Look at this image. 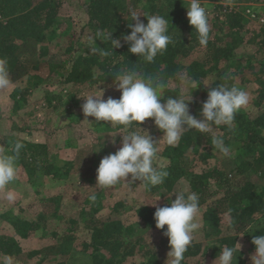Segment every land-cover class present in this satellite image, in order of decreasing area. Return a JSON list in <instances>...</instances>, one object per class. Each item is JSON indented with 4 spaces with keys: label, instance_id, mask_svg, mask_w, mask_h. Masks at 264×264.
I'll return each instance as SVG.
<instances>
[{
    "label": "trees",
    "instance_id": "16d2710c",
    "mask_svg": "<svg viewBox=\"0 0 264 264\" xmlns=\"http://www.w3.org/2000/svg\"><path fill=\"white\" fill-rule=\"evenodd\" d=\"M63 1L0 0V57L8 58L13 83L28 76L36 68L39 61L47 57L49 62L58 64V67L52 69L53 71L63 70L64 73L60 80L62 84H70L73 89L75 88L80 92L100 84H111L115 78L114 72L123 66L131 67L132 65L129 64L136 63L138 71L143 75L159 77L165 83L166 86L161 93L162 103L169 97L176 98L190 94L194 98L189 103L190 113L197 116L198 119H202L199 116L200 108L211 87L220 84H226L229 87L237 86L234 76L251 70L254 62L259 66L256 74L259 77L257 82L259 88L254 103L255 114L241 109L236 114L231 128L220 126L214 128L210 133L202 134L194 131L186 132L177 146L165 145L159 152L161 157L169 160L166 167L169 176L160 187L169 192L186 175L194 192L199 196L200 207L205 206V211L202 214L205 225L210 228L219 226L220 216L226 215L227 211L231 209V215L235 222L232 231L237 235L243 234L249 240L250 248L254 250L251 243L253 235L264 234V109H261V104L264 101V58H258L262 50L264 54V28L260 29L256 36L254 35L253 38L247 40L246 44H256L259 52L247 56L245 61L244 57H237L236 50L243 45L244 35H249L252 32L248 28L249 21L244 15L246 9L242 13L228 9L223 12V0H201L217 7L215 19L219 21V25L227 28L229 35L227 38L218 36L209 39L207 46L203 47L202 56L185 64L182 60H189L193 52L202 46L199 45L195 30L184 18L183 3L170 0L165 7L162 6V9L153 10L152 14H161L162 12L165 15L164 18L171 23L183 21L182 26L189 32L190 39L186 40L177 34L172 35L169 31L173 37V43L168 46L163 55H158L153 63H144L136 55L129 53L128 45L113 49V54L105 58L89 54L88 48L84 44L81 47L82 51L72 58L70 66L63 67L64 62L60 59L72 53L74 48L69 46L64 51L59 49V52L51 53L44 46L46 41H52L57 37L54 35L53 29L58 26L56 18ZM78 1L82 3L86 15V25L81 32L85 37L110 30H112L114 38L121 36V34L130 33V29L125 26L121 16V12L124 10V0ZM141 1L144 3L148 0ZM96 44L100 48L106 47L99 40L96 41ZM220 64H223L222 68ZM231 68L237 69L233 74H228L227 71ZM219 70L222 71L218 74ZM208 77H212L213 81L209 86H205ZM240 81L242 83L247 82H244V79ZM186 85L188 86L187 90L182 93L181 87ZM195 87L197 88L194 89ZM17 93L19 91L12 94L14 100H16ZM97 125V127L103 128L101 132L120 130L118 127L111 126L110 122L103 121ZM141 126L142 124L139 125V127ZM213 135L223 136L224 142L228 146L238 145L236 149L237 159L232 170L234 176L218 170L217 166L208 169V171L202 170L198 174L187 173L189 157L192 162L207 164V161L213 157V153H219L211 145ZM23 144L24 148L21 151L19 163L26 171L29 170L32 177L35 172L40 171L38 177L43 176L58 180L62 176L68 178L73 171L74 166L70 162L64 168L55 167L50 161H47V158L44 164L36 163L38 156L47 153L45 148L29 143ZM30 179L27 180V183L36 182ZM213 186L220 192L215 195L210 194ZM93 203L94 201L86 200L81 204L80 213L66 221L72 227L61 232L48 231L43 217L39 218L40 224L21 218L7 219L10 220L8 221L10 232L0 234V257L3 259L7 256L14 258L22 253L16 238L12 234H15L19 239L28 240L41 229L42 235L44 236L43 233L46 232L49 233L47 236L54 240V243L29 251L26 253V258L28 260L37 258L34 264H44L51 260H56L57 264H66L65 259L76 258L77 252L74 244L77 240V234L75 231L78 223L82 222L84 229L90 231V242L82 243L81 256L88 254L91 264L127 263V260L138 251H136L137 243L127 239L129 228L125 226L122 220L96 221L98 209L96 207L98 205L93 207ZM127 205L125 201H118L112 205L111 210L114 212L127 207ZM141 210H145V214L140 218L139 225L164 231V229L155 227L153 218L155 207H143ZM54 217H58V213L54 214ZM232 240L234 238L221 240L220 247L223 245L233 246ZM202 247L201 243L193 241L185 253L182 264H199L198 262L194 263V261H198L199 258L205 257L207 254V251L202 250ZM220 247H214L215 251H219ZM145 254L146 260L139 264H161L159 256L156 254L148 250Z\"/></svg>",
    "mask_w": 264,
    "mask_h": 264
},
{
    "label": "rangeland",
    "instance_id": "374dc122",
    "mask_svg": "<svg viewBox=\"0 0 264 264\" xmlns=\"http://www.w3.org/2000/svg\"><path fill=\"white\" fill-rule=\"evenodd\" d=\"M168 1L170 0H148L142 3L143 1L141 0H124V10L121 12L122 20L127 26L132 23V21L127 20L130 10H134L139 14H152L153 10L162 9V6L165 7ZM176 1L183 3L184 18L187 19L186 7L190 0ZM223 4L233 5L235 10L241 13L246 8H250L257 16L258 21L264 20V0H233L230 2L223 0ZM204 7L206 8L210 25L209 39H214L218 36L227 38L229 35L227 28L219 25V21L215 19L217 7L209 2H205ZM160 15L165 17L162 12ZM140 19L145 24L147 23L146 17L141 16ZM56 20L58 26L53 31H55L54 35L57 37L54 40L52 39V41H46L44 46L51 53H57L59 49L64 51L67 47L72 46L74 51L60 59L64 62H62L63 67H69L72 58L75 54L81 52V47L86 44V37L81 33L82 28L86 25V15L82 3L78 0H64ZM248 21V28L252 32L249 35H244L243 45L236 50L237 57H244L245 61L247 56L259 52L257 51V45L246 44L247 40L253 38L254 35L256 36L257 32L264 28V21L261 23L253 20ZM182 25L183 21L179 23L169 22L170 34H177L188 40L190 39L189 32ZM221 29L223 30L221 31ZM196 50L189 60H182V62L188 64L190 61L200 58L203 54V47H199ZM262 52L263 50L258 55L259 59L264 58ZM47 59L48 57L41 59L28 76L13 83L10 88L0 90V146H6L10 149L15 141L43 146L47 153L38 156L36 163L41 162V164H44L47 158V161H50L55 167L64 168L70 162L73 163L74 168L68 178L62 176L57 180L43 176L38 177L40 171L35 172L32 177L29 170L26 171L18 161L15 181L8 185L5 190H0V234H8L10 232L8 230V221L14 218L39 223V218L43 217L48 231L56 230L61 232L62 230H68L72 225H68L66 221L69 218L76 217L81 211V204L86 200L89 201V196L95 192L97 199L94 201L93 207L98 205L96 207L98 208L95 217L96 221L104 222L107 219L122 220L125 226L129 228L127 239L137 243V253L129 258L125 264L144 262L146 260V254L144 255V253L147 250L159 256L161 264H168L166 259L170 249L167 237L162 234V230L149 229L138 224L140 218L145 214V210H141V208L154 207L151 204L155 202L159 195H161V198L157 201V206H163L167 202V195L174 191L187 188L189 191L194 192L190 180L185 175L169 192L163 190L160 186L154 187L151 191H145L139 181L134 182L131 186L126 185L124 182L104 189L96 186V169L100 160L106 155L114 153L120 147L121 134H115V145L111 143L113 137L110 135L117 131H121L123 134V131L120 129L101 132L103 128L97 127V124H101L103 121L96 123L92 117L87 118L92 124L83 122L85 118L81 111V105L84 101L83 98L79 97L83 94H91L100 90H103V99L108 97L118 98L120 93L110 88V84H100L84 89L81 92L75 88L73 89L70 84H62L60 80L64 73L62 72L63 70L53 71L52 69L58 67V64L49 62ZM253 65L251 70L244 71L243 74L233 78L236 85L247 91L250 97L248 105L243 110L255 114L256 107L254 103L257 99V90L259 88L257 83L259 77L256 74L259 66L255 62ZM220 67L222 68L223 64H220ZM236 69L231 68L227 73L233 74ZM221 71L219 70L218 74ZM241 79L247 82L242 83ZM212 81L213 78L208 77L205 85L209 86ZM187 87V85L181 87L182 93L186 92ZM15 91H19L16 95V100L12 98V94ZM193 99V96H191V101ZM195 100L197 99L195 98ZM261 109H264V101L261 104ZM141 128L147 130L154 140H158L163 135L155 127L151 118L144 121ZM165 145L163 142L159 143L158 159L154 161V167H159L160 165L168 166L169 160L159 155ZM230 148V157L213 153V157L207 161V164L192 162L189 157L187 160L189 164L187 173L198 174L202 170L208 171V169L217 166L218 170L234 176V171L232 170L237 159L236 149L238 145H230ZM28 179L36 182L27 183ZM211 189L212 192L210 194L212 195L220 192L214 186ZM7 191L15 193L16 199L14 201L9 202L6 199ZM170 199H175V194ZM118 201H125L128 204L127 207L112 212V205ZM204 211L205 206L200 207L199 222L202 226L194 234L193 241L201 243L203 246L202 250L207 251V254L205 257L199 258L198 261H194V263L213 264L220 252V250L215 251L214 247L219 248L223 239L231 240L234 238L232 240L233 246L237 243L242 246L237 255L236 264H251L250 257L254 250L250 248L249 240L243 234L237 235L232 230L226 229V215L220 216L219 226L214 228L206 226L202 219ZM57 213L58 217H54V214ZM3 215L5 217H2ZM41 231L39 229L36 232L37 234L28 240L19 239L15 234H12L22 251L21 254L13 258L14 264H34L37 258L28 260L26 253L54 243V240L47 236L49 233H43L45 234L43 236ZM75 232L77 234V240L74 244L77 252L76 258L65 259L64 261L66 264H91L88 254H82L83 256H81V245L82 243L90 242V231L84 229L83 223L79 222ZM0 261H3L2 257H0ZM44 264H57V261H46Z\"/></svg>",
    "mask_w": 264,
    "mask_h": 264
},
{
    "label": "clouds",
    "instance_id": "9594fccd",
    "mask_svg": "<svg viewBox=\"0 0 264 264\" xmlns=\"http://www.w3.org/2000/svg\"><path fill=\"white\" fill-rule=\"evenodd\" d=\"M186 18L188 24L195 30L199 45L206 47L209 41L210 25L206 8L201 0H190ZM147 19L145 24L140 17ZM132 21L127 27L129 34L113 37L112 30L88 35L85 38L88 53L101 57H110L113 49L128 45V52L136 55L144 63L151 64L158 55H163L168 46L173 43L169 34V20L160 14H139L134 10L128 13ZM103 42L106 47L100 48L96 41ZM129 64V63H128ZM123 66L114 72V80L110 88L120 93L119 98L108 97L103 99V90L91 94H83L81 111L85 123L92 124L87 119L94 118L95 122H110L111 126L122 129L110 136L111 143L116 144L115 134L120 133V147L103 157L96 169V186L101 189L115 186L121 182L131 186L139 181L145 191L164 184L169 176L164 165L154 167L158 159V146L163 142L167 146L175 147L186 132L210 133L214 128L224 126L231 128L236 114L249 103V94L238 86L220 84L211 87L206 100L202 103L198 119L190 113V94L173 98L169 97L161 102L162 90L165 83L155 76H145L138 71L136 63ZM9 60L0 57V90L12 86ZM208 86V85H205ZM195 87L194 89H196ZM151 118L155 127L163 135L154 140L147 130L139 127ZM211 145L224 157H230L231 148L224 142L223 136L213 135ZM24 144L20 141L12 143L9 149L0 146V190H5L17 177L18 161ZM175 194V199H170ZM93 192L89 199L96 200ZM161 195L152 203L155 207L153 218L157 229H164L163 235L167 237L169 251L168 264H182L185 253L192 245L194 234L201 228L199 218L200 202L196 192L187 188L174 191L166 197L163 206H157ZM6 199L12 202L16 199L13 191L6 192ZM226 229H234V219L231 209L226 213ZM166 226V227H165ZM254 252L251 255V264H264V234L253 235L251 240ZM240 244L220 247L219 255L213 264H236L237 255L241 250ZM0 264H14L13 258L7 256Z\"/></svg>",
    "mask_w": 264,
    "mask_h": 264
},
{
    "label": "built area",
    "instance_id": "2783aa9c",
    "mask_svg": "<svg viewBox=\"0 0 264 264\" xmlns=\"http://www.w3.org/2000/svg\"><path fill=\"white\" fill-rule=\"evenodd\" d=\"M201 4H202V6H204V4H205V2H202L201 1ZM223 5V12H225L227 9L229 10V11H231V10H233V11H236L235 10V8H234V6L233 5H225V4H222ZM244 15H245V17L248 19V20H250V21H258V18H257V16L254 14V12L251 10V9H249V8H246V10L244 11ZM264 20H260V21H258V22H263Z\"/></svg>",
    "mask_w": 264,
    "mask_h": 264
}]
</instances>
